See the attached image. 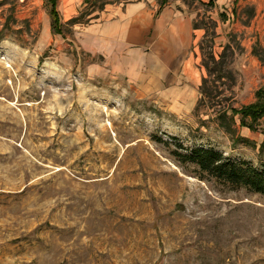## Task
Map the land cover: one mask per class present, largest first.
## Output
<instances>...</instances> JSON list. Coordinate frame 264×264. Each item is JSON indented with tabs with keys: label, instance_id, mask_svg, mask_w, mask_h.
Masks as SVG:
<instances>
[{
	"label": "rangeland",
	"instance_id": "374dc122",
	"mask_svg": "<svg viewBox=\"0 0 264 264\" xmlns=\"http://www.w3.org/2000/svg\"><path fill=\"white\" fill-rule=\"evenodd\" d=\"M134 1L57 0L53 35L48 0H0V264H264V198L173 154L210 148L264 169V120L251 132L235 117L228 133L216 118L264 86V14L167 0L202 35L181 79L150 64L132 80L79 39L106 8ZM201 43L215 59L229 47L235 83L210 81L214 97L198 107Z\"/></svg>",
	"mask_w": 264,
	"mask_h": 264
},
{
	"label": "crops",
	"instance_id": "0c3cea01",
	"mask_svg": "<svg viewBox=\"0 0 264 264\" xmlns=\"http://www.w3.org/2000/svg\"><path fill=\"white\" fill-rule=\"evenodd\" d=\"M201 1L206 4L209 0ZM213 4L220 9L242 4L255 15L264 14V0H214ZM186 9L178 2L157 7L143 0L109 7L83 29L79 42L89 54L111 56L129 79L143 78L141 74L152 64L163 76L174 72L176 80L188 65L191 46L202 35L200 29H193V18ZM247 56L254 63L256 55L251 49Z\"/></svg>",
	"mask_w": 264,
	"mask_h": 264
},
{
	"label": "trees",
	"instance_id": "16d2710c",
	"mask_svg": "<svg viewBox=\"0 0 264 264\" xmlns=\"http://www.w3.org/2000/svg\"><path fill=\"white\" fill-rule=\"evenodd\" d=\"M214 0H209L207 5L212 6ZM57 0H48L50 29L53 35H62V24L56 10ZM85 4L88 0H84ZM167 0H160L159 5L163 6ZM102 11V7L99 8ZM78 18L69 20L66 23L67 27H73L78 24ZM80 24V23H79ZM193 29H202L197 24H193ZM208 35L205 32L203 41ZM201 54H203V45H199ZM228 46L222 48L218 59L214 58L210 51L202 57V67L207 73L206 78H202L199 86V102L198 107L203 103L205 98L212 99L213 92L208 87V83L228 79L231 85H234L235 78L228 68L227 52ZM253 55H257L255 48L252 50ZM212 78V80H210ZM255 100L253 103L241 108L227 106L224 109L216 112V118L221 127L226 129L228 133H232L234 118L238 117L240 128H246L251 132H256L260 122L264 120V86L258 89L254 94ZM197 107V108H198ZM183 152L174 151L173 154L177 161L183 165L193 166L196 174L199 177H208L213 181L221 184L223 187L231 191L244 190L248 193L257 194L264 198V169L258 170L253 165L246 161H236L224 156L219 151L210 148L193 147L183 148L178 146ZM259 152L264 153V134L263 140L259 147ZM202 179V178H201Z\"/></svg>",
	"mask_w": 264,
	"mask_h": 264
}]
</instances>
